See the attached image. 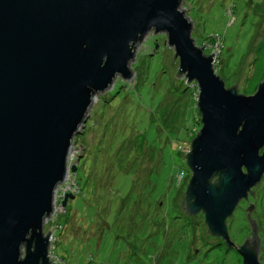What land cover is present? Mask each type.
<instances>
[{
	"label": "water",
	"instance_id": "95a60500",
	"mask_svg": "<svg viewBox=\"0 0 264 264\" xmlns=\"http://www.w3.org/2000/svg\"><path fill=\"white\" fill-rule=\"evenodd\" d=\"M192 29L181 0H0V264H48L43 224L83 155L69 165L75 136L96 94L131 79L135 47L150 32L173 49L175 76L198 87L201 127L181 201L229 241L227 218L264 174V78L250 95L225 87ZM238 252L243 264H264L247 242Z\"/></svg>",
	"mask_w": 264,
	"mask_h": 264
},
{
	"label": "rangeland",
	"instance_id": "374dc122",
	"mask_svg": "<svg viewBox=\"0 0 264 264\" xmlns=\"http://www.w3.org/2000/svg\"><path fill=\"white\" fill-rule=\"evenodd\" d=\"M181 7L196 45L217 54L225 87L253 94L264 78V0H181ZM152 33L135 47L131 79L117 77L96 94L75 136L69 165L83 155L43 224L52 264H243L207 232L201 212L171 217L181 213L191 177L184 155L197 131L198 89L175 76L178 58L164 34ZM70 191L74 198L62 206ZM256 192L264 238V175ZM233 214L227 221L238 238Z\"/></svg>",
	"mask_w": 264,
	"mask_h": 264
},
{
	"label": "flooded vegetation",
	"instance_id": "af4514ba",
	"mask_svg": "<svg viewBox=\"0 0 264 264\" xmlns=\"http://www.w3.org/2000/svg\"><path fill=\"white\" fill-rule=\"evenodd\" d=\"M263 151L264 146H262L259 152L261 153ZM263 175L261 180L248 192L247 197L242 198L235 208V210H238V216L235 221L236 225H238L236 228V231H239L238 238L237 236H234L231 232L232 224L230 223V219L229 221L226 220L229 241L225 240L220 236L213 235L217 239V244H219L220 246L224 245V247L226 246L227 249L234 250L237 254H239L238 249L243 243L247 242L251 244L258 251V258L260 262L262 261L261 255L263 254L264 250V238L261 219L258 215H255V211L257 209L256 188L261 183ZM180 206L182 210L186 212V207L182 201ZM233 215L234 214H232L229 218L233 217ZM24 251V247H21L20 257L24 256ZM239 256L242 259V256L240 254ZM48 261V264H52L50 260Z\"/></svg>",
	"mask_w": 264,
	"mask_h": 264
},
{
	"label": "trees",
	"instance_id": "16d2710c",
	"mask_svg": "<svg viewBox=\"0 0 264 264\" xmlns=\"http://www.w3.org/2000/svg\"><path fill=\"white\" fill-rule=\"evenodd\" d=\"M148 41V40H147ZM146 41V42H147ZM258 48H262V54L264 55V37H263V39H262V41H261V43L259 44V47ZM264 57V56H263ZM259 58H261V55H260V57ZM261 59H259L258 60V62H260L261 63ZM263 62H264V58H263ZM214 68V67H213ZM214 71L216 72V74L219 76V78L220 79H222L223 81H225V78H224V76L222 75V73L220 72H218V69H214ZM256 75L255 76H260L261 74H262V72L261 73H255ZM122 85V84H121ZM232 85H228V87H231ZM244 88V87H243ZM195 89L197 90L198 89V87H197V84L195 85ZM242 91L243 92H245V89H242ZM238 93H240V92H238ZM240 94H244V93H240ZM245 95V94H244ZM197 113H198V115L196 116V117H194V119H193V125L196 127L195 128V131H196V133H198V131H199V129H200V127H201V122H200V113L198 112V109H197ZM194 132V131H193ZM195 133V134H196ZM191 140L192 139H190V142H189V147L188 148H186V150L188 151L189 149H190V143H191ZM185 159H186V154H185ZM210 181H212V182H216L217 181V177L216 176H212L211 178H210ZM180 209H181V213H179V214H177V215H179V216H177V215H172L171 217H172V219H174V218H176V217H182V216H184V215H187V216H192L191 214H188L187 212H184L183 210H182V208H181V206H180ZM200 214H202L203 215V213L201 212ZM189 222L190 221H186L185 223H188L187 225H189ZM187 225H184V226H187Z\"/></svg>",
	"mask_w": 264,
	"mask_h": 264
},
{
	"label": "built area",
	"instance_id": "2783aa9c",
	"mask_svg": "<svg viewBox=\"0 0 264 264\" xmlns=\"http://www.w3.org/2000/svg\"><path fill=\"white\" fill-rule=\"evenodd\" d=\"M216 58H217V54L215 53V54H214V57H213V62H212V63H213V67H214L215 70H216L217 67H218V66H217V63H216V62H217V59H216ZM67 187H70V185H67L66 188H67ZM71 190H73V189H71ZM70 193H74V192H73V191H70Z\"/></svg>",
	"mask_w": 264,
	"mask_h": 264
}]
</instances>
